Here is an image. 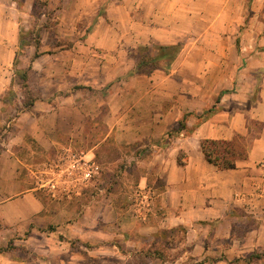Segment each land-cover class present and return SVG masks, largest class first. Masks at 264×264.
<instances>
[{
	"label": "rangeland",
	"instance_id": "obj_1",
	"mask_svg": "<svg viewBox=\"0 0 264 264\" xmlns=\"http://www.w3.org/2000/svg\"><path fill=\"white\" fill-rule=\"evenodd\" d=\"M5 1L0 2V16H15L18 35L12 38L16 40L15 48L10 45L0 48V100L3 101L0 114V155L8 140L17 132L21 116L33 109L24 110L26 96L14 80L17 70L31 68L28 85L32 97L38 98L35 105L39 104L40 113L51 114L52 106H63L58 122L63 126L72 122L79 129L48 130L46 145L39 143L34 135L28 134L22 146L11 148L21 162L20 178L24 182L22 191L41 189L39 194L43 196L46 209L41 221L30 226L20 223L6 225L0 220V248L10 245L14 247L10 249L11 252L0 255V264H233L234 260L240 258H203L204 255H200L202 248L198 249L197 246L205 244L206 249L216 246L212 241L218 233H221L220 236L231 233L238 238L249 235L264 243V196L256 197L258 200L253 203L251 213H241L245 221L230 226L217 228L199 225L192 228L160 229L154 233L147 224L151 214L148 209L152 206L148 199L154 196L146 192L151 188L154 190L153 186H160L154 169H150L151 159L159 149H138L139 144L136 143L129 146L116 145L115 132L109 130L108 104L105 103L113 84L136 77L134 72L139 56L136 45L128 35L132 20L130 5L121 8L122 0H102L104 2L98 16L94 18V10L100 0H14L16 4L13 7L6 5ZM178 1L177 7L169 9L173 19L184 28L178 29V33L171 37L175 43L184 47L195 42L202 37L195 32L212 26L220 28L221 34L205 35L204 42L210 45L219 38L226 42L228 38L232 40L236 37L235 42L239 44L250 42V38H245L244 34L245 18L248 17L250 21L248 1ZM158 10L155 9V16ZM240 16L241 24L235 21ZM186 18L187 27L184 23ZM234 24L235 34L231 30L230 35L229 28L234 27ZM6 25L2 19L0 42L6 37H12L3 33ZM98 27L105 30L95 38L106 46L112 47L116 40L123 38V50L116 63L120 65H103L101 61L105 62V59L100 55L98 59L97 56L86 58L88 53H92L88 48L83 49V44L88 43L92 48V44L98 42L90 40ZM108 28H112L110 33H106ZM115 30L118 33L116 35ZM142 44L169 46L155 39ZM74 46L75 55H64L66 50ZM174 67L160 68L150 75L142 76H165L171 74ZM72 68L76 75L68 78L66 70ZM175 69L181 70L180 66ZM114 74L117 78L108 81V76L112 78ZM58 82L71 92L62 90L53 96ZM70 93L76 95L73 103L79 105L80 114L71 115V103H62ZM47 121L38 124V133L42 131L41 127L46 125L50 128L54 123L52 118ZM22 124L28 130L33 127L34 121L25 117ZM177 128L169 131L162 142L159 140L161 144H170L182 137H168ZM254 129L245 138L248 148L258 135L259 123L254 124ZM139 151L140 156L136 155ZM144 178L148 179L150 188L141 186ZM254 253L264 254V246ZM251 264H264V257L253 260Z\"/></svg>",
	"mask_w": 264,
	"mask_h": 264
},
{
	"label": "crops",
	"instance_id": "obj_2",
	"mask_svg": "<svg viewBox=\"0 0 264 264\" xmlns=\"http://www.w3.org/2000/svg\"><path fill=\"white\" fill-rule=\"evenodd\" d=\"M244 1H248L250 5V21L247 20L248 17L244 21L245 38H250V42L239 44L235 42L236 37L232 40L228 38L226 42L219 38L210 45L204 42L203 37L209 33L219 36L221 30L215 26L202 28L200 32H195L202 37L184 45L180 58L172 65V68L180 66L181 70L174 67L170 71L171 74L165 76L136 75L127 81L113 84L110 95L106 97L105 103L108 104L107 112L110 118L108 126L111 132H115L116 145L129 146L136 143L139 144L138 149H159L151 159L150 169H154L160 186H153L154 190L151 188L149 191L146 188V194L154 196L148 199L152 206L148 209L151 214L147 220L154 233L160 229L171 230L178 227L210 225L219 228L234 225L246 220L241 213H251L253 203L258 200L256 197L264 196V0ZM103 2L97 1L94 18L98 16ZM5 4L13 7L16 3L14 0H6ZM178 4V0H122L119 7L131 6L132 20L128 35L134 45L138 47L152 39L163 45L177 44L171 37L178 33V29L184 28L173 19L169 9L177 7ZM156 8L159 10L155 16ZM109 13L108 11L107 16ZM2 19L7 24L3 33L12 37H6L0 42V48L4 49L8 45L14 47L16 40L12 38L18 35L15 16H0V21ZM240 19L242 20V16L236 17L235 21L241 24ZM167 20L172 24L166 22ZM184 23L187 27L188 18ZM1 29L0 26V32ZM229 29L231 35V30H236L235 24ZM103 30L105 29L98 27L97 32L90 38L98 42L92 44V48L88 43L83 44V49L88 48L92 53H88L86 58L97 56L98 59L100 55L105 59V62L101 61L103 65L114 63L115 66L123 50V38L116 40L112 47L106 46L95 38L96 35L103 34ZM111 30L108 28L106 33ZM116 34L118 33L115 30ZM232 34H235V31ZM75 50L76 46L66 50L64 55L71 57L75 55ZM74 61H77V58H74ZM118 65L120 63L116 64ZM66 71L68 78L76 75L74 68ZM116 78L114 74L112 78L108 76L107 80L112 82ZM62 90L71 92L67 87L64 89V84L58 82L55 94L52 95L55 96ZM226 91L228 93L222 94ZM75 97V94L70 93L62 102L71 103V115L80 114L79 105L75 106L73 103ZM2 104L3 101L0 100V114ZM212 108H215V113L200 123L198 116ZM63 109V106H52L51 114H45L40 113L39 104H36L31 111H26L21 116L17 132L11 136L3 149L0 155V196H3L0 199V220L4 224L20 223L30 226L41 221L46 209V205L37 195L41 189L22 191L24 182L20 178L21 162L14 156L11 148L22 146L28 134L34 135L39 143L46 145L48 130L79 129L75 123L70 122L63 126L58 122V115ZM186 114H190L186 118V124L193 133L189 136L182 135L170 144H161L164 136L177 128ZM25 117L34 121L31 129H25L22 124ZM51 118L54 123L50 128L45 125L38 133V124H44ZM255 123L260 125L258 135L249 144L247 159L238 161L235 169L221 171L205 159L200 147L203 140L231 141L238 135L248 138L255 131ZM137 154L140 156V151L136 152ZM143 180L141 186L150 188L148 179ZM220 234L218 233L212 241V244H216L214 247L206 249L205 244L199 243L203 245L197 246L198 249L202 248L200 255H204L203 258H246L264 246L262 240L257 241L249 235L238 238L231 233L228 236Z\"/></svg>",
	"mask_w": 264,
	"mask_h": 264
},
{
	"label": "trees",
	"instance_id": "obj_3",
	"mask_svg": "<svg viewBox=\"0 0 264 264\" xmlns=\"http://www.w3.org/2000/svg\"><path fill=\"white\" fill-rule=\"evenodd\" d=\"M183 45L175 44L169 46H161L158 44H151L149 46H138L136 48V53H138L139 60L136 64L135 72L136 75H150L155 70L160 68L169 69L177 61ZM38 57V54L36 55ZM31 68L26 70H17L16 80L24 94L26 96V101L24 102V110L32 109L38 98H33L29 89V73ZM78 90L81 88H77ZM228 91L223 92L226 94ZM21 110L18 112L20 113ZM215 113V108L206 110L201 116H198L200 123L208 120ZM190 114L185 115V117L179 122V128L170 132L168 137L185 135L189 136L193 133V130L189 129L186 124V118ZM245 138L238 135L231 141L224 140H203L200 144L201 151L205 159L216 168L221 171L233 170L237 166V162L240 160L247 159L248 157V145L245 142ZM39 199L42 202L43 196L37 192ZM45 204V203H44ZM11 246V245H10ZM8 246L7 248H0V255L7 254L11 252L10 249L14 247ZM264 254L254 253L248 259H236L233 264H251L253 260L263 259Z\"/></svg>",
	"mask_w": 264,
	"mask_h": 264
}]
</instances>
